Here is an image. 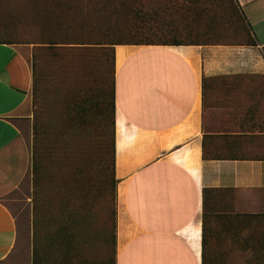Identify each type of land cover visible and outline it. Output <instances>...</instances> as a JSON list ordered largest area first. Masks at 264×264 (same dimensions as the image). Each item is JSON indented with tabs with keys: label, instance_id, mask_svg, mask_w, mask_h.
<instances>
[{
	"label": "crops",
	"instance_id": "1",
	"mask_svg": "<svg viewBox=\"0 0 264 264\" xmlns=\"http://www.w3.org/2000/svg\"><path fill=\"white\" fill-rule=\"evenodd\" d=\"M237 1L255 45L115 46L116 264L264 262V0ZM32 99L33 55L0 43V264H31L3 196Z\"/></svg>",
	"mask_w": 264,
	"mask_h": 264
},
{
	"label": "rangeland",
	"instance_id": "2",
	"mask_svg": "<svg viewBox=\"0 0 264 264\" xmlns=\"http://www.w3.org/2000/svg\"><path fill=\"white\" fill-rule=\"evenodd\" d=\"M87 1L25 0L28 7L24 13L30 9L35 15L37 11L33 24L37 17L49 27L31 30L20 16L23 4L13 8L0 0V30L8 25V32L18 40H34V32L48 36L58 29L62 38L84 42L57 48L20 44L27 53H35L38 92L36 101L32 99L31 117L21 126L30 156L28 171L19 187L3 196L19 225L13 257L18 262H115L113 128L108 118L114 81L113 42H129L136 32L130 25L139 21L116 16L110 10L102 12ZM172 1L166 17L179 18L183 42L194 38L201 43L247 40L244 22L234 15L238 8L233 0ZM88 96L94 98L96 107L83 111L79 105L89 100ZM36 147L40 179L35 186L32 164Z\"/></svg>",
	"mask_w": 264,
	"mask_h": 264
},
{
	"label": "trees",
	"instance_id": "3",
	"mask_svg": "<svg viewBox=\"0 0 264 264\" xmlns=\"http://www.w3.org/2000/svg\"><path fill=\"white\" fill-rule=\"evenodd\" d=\"M236 4L237 10H234V15L236 18H240L242 22H244V32L248 37L246 41L243 42H227V43H210V42H199L198 40L190 39L187 42H183L180 37L181 27L179 26L180 20L179 18L169 20L166 17V12L170 10L171 6L174 5L172 0H88L89 4H93L94 6H99L102 12L110 10L113 12L114 15L119 16L123 15L126 19L139 21L132 22L131 27L136 29L135 34L129 42H113V45L119 44H136V45H152V44H160V45H183V44H249L255 45L257 44L256 37L253 33L251 25L247 21L246 17L244 16L239 2L237 0H233ZM233 1L230 3L233 5ZM8 7H15V4H23V12L20 16L23 18L24 24H26L31 30H42L47 29L49 30L48 26H45L41 18L38 20L36 17L35 24L34 18L32 19L34 10H26L24 13V9L28 6H25V0H6ZM171 2L173 3L171 5ZM8 7H5L7 11H10ZM32 19V20H31ZM43 22V23H42ZM63 25V24H62ZM6 30H0V43L6 44H35V45H47L48 47H62V45H73V44H80L84 42H76L73 40H69L66 38H62L59 36L58 29L56 32H51L50 35L44 36L42 34L37 35L35 34L34 40H21L14 36L13 32L9 31V26H4ZM168 27L170 28L168 30ZM148 31V32H147ZM147 32V33H146ZM190 32V31H189ZM146 33V34H145ZM188 35H191L188 33ZM37 36H39L37 38ZM154 38V39H153ZM156 39V40H155ZM35 53H33V98L34 102L37 99V79H36V60L34 58ZM112 64L113 67L115 66V48L113 49L112 55ZM114 84V81H113ZM114 87V86H113ZM110 105V123L113 128V189H114V235H113V245H114V253L116 254V198H117V180L114 175V164H115V104H114V95L112 94L111 100L109 102ZM48 151L51 152V147L47 146ZM39 159H40V151L38 147L34 149L33 153V176H34V185H38L40 179V166H39ZM37 193L34 192V200H36ZM70 223H72V216L70 215ZM73 221H77L76 217H73ZM76 224L75 226H77ZM116 264V262H114Z\"/></svg>",
	"mask_w": 264,
	"mask_h": 264
}]
</instances>
